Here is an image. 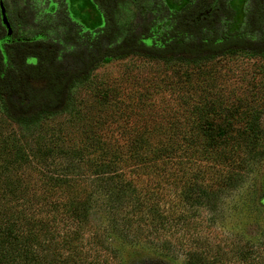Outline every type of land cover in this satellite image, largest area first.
I'll return each instance as SVG.
<instances>
[{
  "label": "rangeland",
  "instance_id": "374dc122",
  "mask_svg": "<svg viewBox=\"0 0 264 264\" xmlns=\"http://www.w3.org/2000/svg\"><path fill=\"white\" fill-rule=\"evenodd\" d=\"M118 1L137 23L135 0ZM185 1L168 4L179 9ZM91 3L73 1L72 12L94 27L103 19ZM231 5L238 26L245 1L233 0ZM152 83L161 89H153ZM73 101L74 112L44 119L33 130L11 121L0 102V219L18 221L36 237L31 255L18 264H187L194 254L206 263L264 264V158L252 163L240 187L217 185L219 198L209 206L207 197L203 204L184 197L183 183L174 185L177 173L169 171L173 176L168 184H159L160 175L141 173L140 165L132 168L135 162L125 155L121 171L129 178L142 176L140 184L154 193L149 198L162 210L165 226L157 220L128 219L125 209L111 213L104 202H92L96 197L89 194L94 193L95 180L83 168V162L102 157L97 143L129 144L145 124L144 115L179 109L185 101H216L217 123L225 124L223 115L232 113L235 127L245 124L242 118L247 113L261 112L264 129L263 57H223L197 68L165 66L137 56L116 60L100 65L85 85L73 91ZM164 139L157 130L150 136L155 144ZM19 149L24 156H17ZM222 175L225 172L220 171ZM64 178L76 185L56 188L47 183ZM72 199L80 202L79 207L92 203L88 218H78Z\"/></svg>",
  "mask_w": 264,
  "mask_h": 264
},
{
  "label": "trees",
  "instance_id": "16d2710c",
  "mask_svg": "<svg viewBox=\"0 0 264 264\" xmlns=\"http://www.w3.org/2000/svg\"><path fill=\"white\" fill-rule=\"evenodd\" d=\"M43 1H7L14 32L9 42L0 10V102L7 117L27 130L37 129L44 119L74 112L73 91L85 85L102 64L137 56L165 66L197 68L223 57L264 58V0H244L243 21L238 26L233 0H186L179 9L170 8V0H135L137 23L121 9L120 1L91 0L103 23L87 30L64 13H46ZM216 103L185 101L176 110H152L142 118L147 125L136 130L129 144L97 143L102 157L83 162L95 180L94 193L89 194L96 197L92 202H104L111 213L125 209L128 219L166 225L162 210L149 198L154 193L140 184L142 176L129 178L121 171L125 155L135 162L132 168L140 165L141 173L160 175L159 184H168L173 176L169 171L177 173L174 185L183 183L184 197L195 204H203L207 197V205H216L217 185L240 187L252 163L264 158L262 113H247L242 118L245 124L235 127L233 114L226 112L221 124L215 119L220 114ZM156 130L165 139L155 144L150 136ZM21 152L17 150V156ZM194 167L195 174L189 177ZM220 171L225 172L222 178ZM66 179L47 183L56 188L76 185ZM71 203L78 218H88L94 207L90 201L80 207V202L72 199ZM24 230L18 221L0 219V264L6 260L18 264L31 255L36 237ZM194 255L187 264H214Z\"/></svg>",
  "mask_w": 264,
  "mask_h": 264
},
{
  "label": "flooded vegetation",
  "instance_id": "af4514ba",
  "mask_svg": "<svg viewBox=\"0 0 264 264\" xmlns=\"http://www.w3.org/2000/svg\"><path fill=\"white\" fill-rule=\"evenodd\" d=\"M2 1L4 3L5 9H6V12H7V15H8V9H7V1L8 0H2ZM73 1H76V0H44L43 1V7H44L46 13H53L54 16H57V15L60 16V15H62L64 13L65 15L68 16V18L71 17V19H73L75 21V24H77V21H79L82 25H84V26H82L80 24L82 30L83 29L87 30V29L92 28V26H89L85 22V17L80 16L78 14H74L72 12ZM85 9H87V8H85ZM82 14H83V12H82ZM12 30H13V28H12Z\"/></svg>",
  "mask_w": 264,
  "mask_h": 264
},
{
  "label": "water",
  "instance_id": "95a60500",
  "mask_svg": "<svg viewBox=\"0 0 264 264\" xmlns=\"http://www.w3.org/2000/svg\"><path fill=\"white\" fill-rule=\"evenodd\" d=\"M0 10H1L2 23L4 27L7 29L6 40L9 42L10 38L12 37L13 30H12V27H11V24H10V21H9V18H8V15H7V12H6V9H5V6L2 0L0 1Z\"/></svg>",
  "mask_w": 264,
  "mask_h": 264
}]
</instances>
